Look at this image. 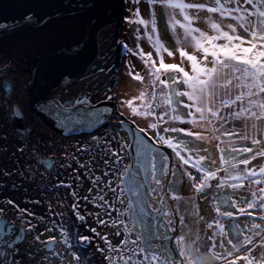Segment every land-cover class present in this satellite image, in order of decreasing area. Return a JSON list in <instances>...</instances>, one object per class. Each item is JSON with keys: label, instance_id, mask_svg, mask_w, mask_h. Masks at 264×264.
<instances>
[{"label": "snow or ice", "instance_id": "snow-or-ice-1", "mask_svg": "<svg viewBox=\"0 0 264 264\" xmlns=\"http://www.w3.org/2000/svg\"><path fill=\"white\" fill-rule=\"evenodd\" d=\"M148 4L150 21L139 8L125 20L138 26L137 39L143 26L158 59L121 47L139 55L151 92L121 101L127 115L118 112L115 123L104 103L113 99L106 66L89 68L96 76L89 87L73 92L64 85L25 110L14 83L18 62L0 57V79L10 76L0 86V264H264V0ZM157 5L167 12L166 27L191 39L193 53L178 49L181 64L165 62L174 52L161 40ZM22 21L45 22L31 14ZM201 21L207 30L195 26ZM12 30L0 23V35ZM241 119L253 121L251 134L222 135L245 143L224 145L205 134ZM48 120L59 139L42 127ZM185 178L188 197L177 188ZM61 189L67 197L55 207L34 210L42 206L40 194Z\"/></svg>", "mask_w": 264, "mask_h": 264}, {"label": "water", "instance_id": "water-1", "mask_svg": "<svg viewBox=\"0 0 264 264\" xmlns=\"http://www.w3.org/2000/svg\"><path fill=\"white\" fill-rule=\"evenodd\" d=\"M87 2L90 0H0V23L14 26V30L0 35V41L10 39L14 42L30 31L42 33L37 35L41 51L34 56V65L26 81L30 107L39 100L53 97L50 93L58 86L70 85L79 76L85 75L100 55L97 32L113 21H117L118 26L123 0H103L102 9L80 7ZM27 14L45 22L25 24L22 17ZM97 17L102 21L100 27L90 24ZM63 25H67L65 33L55 42L52 33L56 26ZM78 43L83 46L77 48ZM109 74L111 78L113 75L111 72ZM104 103L114 109L111 115L116 116L119 111L115 101L106 100ZM53 123L48 120L44 125L58 134ZM124 127L127 129L129 125L125 124Z\"/></svg>", "mask_w": 264, "mask_h": 264}, {"label": "rangeland", "instance_id": "rangeland-1", "mask_svg": "<svg viewBox=\"0 0 264 264\" xmlns=\"http://www.w3.org/2000/svg\"><path fill=\"white\" fill-rule=\"evenodd\" d=\"M135 8L140 9L141 16L145 20L150 21L152 19V6L148 4V0H139V3H136V4H133L132 0H123L122 10H120L121 15L119 17L118 26L116 24L117 21H113V23L109 24L108 26L101 28L97 32L98 33V40L100 42L99 43L100 44V55L97 56V59L95 60V62L102 58V55H104V51L106 50L105 53L108 54L106 56L109 57V60L107 61L106 65H107V68L111 70L110 72L113 76L111 78H109L110 72H105V74L108 75L107 76L108 79L106 80L105 85L111 89V92L109 93V95H111L113 97L112 100L115 101V103L117 104V110L119 112H125L126 115H127V109L124 107H121V101L131 99L133 97H137L140 94V92H142V91L145 93L151 92V84H150L151 77L149 76L147 69L144 68L143 62L140 59L139 55H132L131 52H138L139 49H143V51L145 53L152 52L154 58L158 59V57H156V55H155V50L151 47V44L147 39V35L144 33L143 26H139L140 27L139 37L140 38L137 39L138 33H137L136 29L138 26L136 24H129L125 20V17H133L134 18ZM155 14H156V20H157V28L159 30L161 40L174 52V56H172V57H169V56H167V54H165V62L170 63V64H172V63L181 64V58H180L178 49L182 47L186 51H188L189 53H193L194 48L192 47L191 39L189 38L188 40H185L184 36H183V31L179 28L177 29L176 33H173L169 28L166 27L167 12H166V10L162 9L159 5L156 6ZM114 26H116V29L114 31V34L111 35V39H110L111 41L109 42V46L105 49V48H103V46L101 44L102 36L105 33L104 31H106L108 28H112V27L114 28ZM195 26H198L203 30H207L206 25L202 21L198 22ZM61 27H63V26H61ZM64 28H67V25H64L63 29ZM149 30H150V26H149ZM39 35H40V32H39ZM30 36L32 37V34L28 35V37H30ZM177 39H179L181 41L180 44H177V42H176ZM124 44L127 45L128 49H130L131 52H129L125 48L121 47V45H124ZM17 52H19V51H17ZM20 52H21V50H20ZM5 54H6V51L0 49V57L8 58L7 56L5 57ZM8 54L12 55L13 53H8ZM14 58H15V56H14ZM26 65L23 66L21 64V66H23V67H20V68L25 69L24 67H26ZM13 67H16V66L13 65ZM186 70H190V66L186 65ZM130 71L132 73H139V75L143 77V81L133 79V76L129 75ZM22 73L20 74V70H18L17 80L14 81V83H16V86H19L18 88H21L24 86L23 89H25L27 86V84H26L27 80L24 78L25 76H23ZM30 74H31V72H30ZM83 76H84V74L81 75L80 77H83ZM29 77H30V75H29ZM5 79H10V76L4 77L3 79H0V86H2L3 80H5ZM91 83H92V81H91ZM90 84L86 85V87L85 86H79L80 83L78 81L75 83V85H73V84H70V85L72 86L71 90L73 92H78L81 89L89 87ZM111 84H114L112 88H111ZM24 92H25V99H27L28 95H27L26 89ZM50 94L52 96H56L57 90L51 91ZM221 95H223L222 91H221ZM18 100L20 101V103H22V105L24 107H26L28 109L30 108L29 104L24 103L19 98H18ZM111 117H112L113 123H115L116 122V116H114V114H112ZM138 123H141V126H142V121L138 120ZM252 123H253V121L251 119L233 120L230 123L225 124L224 128L220 129L219 131H215V132L209 131V132L213 136L214 135L220 136L221 139L224 141V145H227L230 140H232V141L237 140V138H234V137L230 138L228 136L222 135V133H224V132H235V133H238L242 136L245 133H249L245 127H248L249 125L252 126ZM185 127H189V126L186 125ZM44 128H45V126H44ZM194 130L203 131L202 129H199V130L194 129ZM251 130L252 131L249 134H251L253 132V129H251ZM206 134H208V133H206ZM73 141L65 140V144H70ZM216 142L217 141L213 140V143H212L214 151H215L214 145ZM216 155H217V163H218V155L219 154L216 153ZM56 167L59 168V163H57ZM192 173H193V175H197V173L195 172L194 169L192 170ZM61 178H63V177H61ZM165 185H167V180L165 181ZM177 188H178V194L181 196L188 197V196H191L193 194L191 185L188 183L187 178H185L183 185H178ZM165 191H167V189H165ZM65 192H67V191L62 189L59 193L60 197H66L67 194ZM167 195L170 198L172 194L167 193ZM209 195H211V193ZM172 204H173V206L175 205L174 200L172 201ZM208 207L209 206H206L204 204L203 198H201V200L199 202L200 213L206 217L208 215V211H207ZM34 210L36 211V209H34ZM37 212H41V211L37 210ZM83 231L87 232L86 228H82L81 232H83Z\"/></svg>", "mask_w": 264, "mask_h": 264}, {"label": "bare ground", "instance_id": "bare-ground-1", "mask_svg": "<svg viewBox=\"0 0 264 264\" xmlns=\"http://www.w3.org/2000/svg\"><path fill=\"white\" fill-rule=\"evenodd\" d=\"M63 27H64V25H63ZM115 29H116V26H114V28L113 27L108 28L106 31H104L105 33L103 34L102 39H101V44H102L103 48L106 49L109 46V42L111 41L110 40L111 35L114 34ZM65 30H66V28L63 29V28H61V26L60 27L56 26V28L54 29V31L52 33L53 39H55V42H58L60 40L61 35H63V33H65ZM29 34H32V37L31 36L28 37ZM37 35H39V32L36 34V33H32V31H30V32H27V33L21 35L17 39H15L14 42H11L10 39L9 40L5 39V40L0 41V49L6 51L8 53H13L15 58H12V59L16 60L19 64L21 63L23 66H25L27 64L26 67H24L25 69H23V68L19 69L20 74L23 72L22 75L25 76L24 78L26 80L29 78L31 69L33 68L32 66L34 65V56L38 55V52L41 51L40 44H37V40H38ZM20 50H21V52H20ZM17 51H19V52H17ZM105 52H106V50L104 51V55H102V58L100 60L96 61L95 63H93V65L98 64L101 67H105V66L107 67L106 63L109 60V57L106 56L108 54ZM23 66H20V67H23ZM85 75L83 76L84 78L79 76L74 81L78 80L80 83L79 86H85V87H86V85L90 84L91 81H92V83L96 82V76H92L91 73L89 72V70H88L87 74H85ZM97 76H99L98 71H97ZM104 76L107 77L108 75L104 74ZM106 80L107 79L104 80V84L106 83ZM74 81L71 84L75 85ZM23 88L24 87L19 88L18 98L21 99L23 102H25V99H24L25 98V93H24L25 89H23ZM64 90L65 89L63 88L62 90L59 91V93L64 91Z\"/></svg>", "mask_w": 264, "mask_h": 264}, {"label": "flooded vegetation", "instance_id": "flooded-vegetation-1", "mask_svg": "<svg viewBox=\"0 0 264 264\" xmlns=\"http://www.w3.org/2000/svg\"><path fill=\"white\" fill-rule=\"evenodd\" d=\"M8 57V58H14V56H13V54L11 55V54H8V52H6V54H5V57ZM16 61V60H15ZM15 66H16V64H14ZM18 65H19V67H18V70L20 69V64L18 63ZM78 81V80H77ZM77 81H75V83L77 82ZM16 84V83H15ZM17 87H19V86H17ZM24 87V86H23ZM64 88V85L63 86H58L57 88H55L54 90H57V93H59V91L60 90H62ZM25 93V92H24ZM25 99V98H24ZM24 103H27L28 104V100L27 99H25V102ZM28 107V106H27ZM25 108V110H27L28 108H26V107H24ZM34 119H38V118H36V117H34ZM23 123H25V124H28V123H31L30 121H28V120H25ZM44 126H45V128H44ZM42 127L44 128V129H46L47 130V132H48V134L49 135H51V134H57L56 132H54L52 129H49L46 125H44V124H42ZM48 128V129H47ZM57 138L59 139V135L57 134ZM76 139V137H74V138H72V140H69V141H73V140H75ZM57 166V165H56ZM56 169H57V167L56 168H54L53 169V172H55L56 171ZM62 190V189H61ZM60 190V191H61ZM60 191L58 192V193H56V194H52V193H47V194H40L39 196H38V198H40L41 200H42V206H37L35 209L37 210H39V211H45L46 210V206H47V204L48 203H51V204H53V206L55 207L56 206V204L58 203V201H59V197H60ZM66 194H67V192H65ZM45 197V198H44ZM66 197H67V195H66ZM52 199V200H51ZM54 201V202H53ZM65 203H67V200L65 201ZM66 216H67V213H66ZM58 219V218H57ZM71 222L70 221H67L66 222V225L65 226H68L69 224H70ZM77 225H79V222L77 221ZM82 228H85V227H83V226H81V230H82ZM81 233H83V234H87V235H91V233L90 232H85V231H83V232H81ZM58 234V233H57Z\"/></svg>", "mask_w": 264, "mask_h": 264}, {"label": "crops", "instance_id": "crops-1", "mask_svg": "<svg viewBox=\"0 0 264 264\" xmlns=\"http://www.w3.org/2000/svg\"><path fill=\"white\" fill-rule=\"evenodd\" d=\"M247 130H248V132L250 133L252 130V126L251 125H249L248 127H245ZM197 130H199V129H197ZM245 130V129H244ZM200 131V130H199ZM248 133V134H249ZM206 134V133H205ZM208 134H210V132H208ZM208 134H206V135H208ZM215 136V135H214ZM235 143H237L238 145L239 144H242V143H245V141H242V140H239V139H237V140H233Z\"/></svg>", "mask_w": 264, "mask_h": 264}, {"label": "trees", "instance_id": "trees-1", "mask_svg": "<svg viewBox=\"0 0 264 264\" xmlns=\"http://www.w3.org/2000/svg\"><path fill=\"white\" fill-rule=\"evenodd\" d=\"M114 84H111V88L113 87Z\"/></svg>", "mask_w": 264, "mask_h": 264}]
</instances>
